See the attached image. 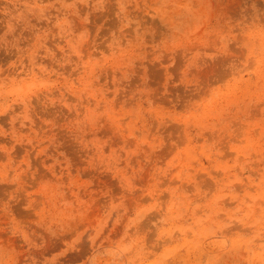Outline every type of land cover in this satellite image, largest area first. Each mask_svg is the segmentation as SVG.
<instances>
[{
    "label": "rangeland",
    "instance_id": "374dc122",
    "mask_svg": "<svg viewBox=\"0 0 264 264\" xmlns=\"http://www.w3.org/2000/svg\"><path fill=\"white\" fill-rule=\"evenodd\" d=\"M0 264H264V0H0Z\"/></svg>",
    "mask_w": 264,
    "mask_h": 264
}]
</instances>
